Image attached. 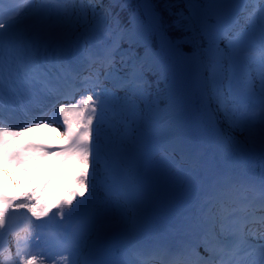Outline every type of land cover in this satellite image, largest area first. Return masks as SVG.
<instances>
[{
  "label": "snow or ice",
  "instance_id": "6c2138e0",
  "mask_svg": "<svg viewBox=\"0 0 264 264\" xmlns=\"http://www.w3.org/2000/svg\"><path fill=\"white\" fill-rule=\"evenodd\" d=\"M30 128L61 145L14 143ZM157 151L178 188L163 221L140 169ZM2 161L73 183L55 204L0 190V264H44L29 244L52 264H264V0H0ZM12 210L32 229L14 251Z\"/></svg>",
  "mask_w": 264,
  "mask_h": 264
},
{
  "label": "rangeland",
  "instance_id": "374dc122",
  "mask_svg": "<svg viewBox=\"0 0 264 264\" xmlns=\"http://www.w3.org/2000/svg\"><path fill=\"white\" fill-rule=\"evenodd\" d=\"M169 107H170V105H169L168 107L166 106L165 109H166V108H169ZM191 108L193 109V111H198L196 108H193L192 106H191ZM202 112H203V111H202ZM198 113H199V111H198ZM200 114L204 115L205 119H209V120H210V119L212 118V116H206V115H205V114H206L205 112L200 113ZM211 115H212V114H211ZM49 131H51V130L49 129ZM3 167H4V166H3ZM3 167H0V170H1V171L5 170V168H3Z\"/></svg>",
  "mask_w": 264,
  "mask_h": 264
},
{
  "label": "trees",
  "instance_id": "16d2710c",
  "mask_svg": "<svg viewBox=\"0 0 264 264\" xmlns=\"http://www.w3.org/2000/svg\"><path fill=\"white\" fill-rule=\"evenodd\" d=\"M158 91H159V93H160L159 100L161 101V103H163L164 100H165V90H164V88L159 87V88H158Z\"/></svg>",
  "mask_w": 264,
  "mask_h": 264
},
{
  "label": "bare ground",
  "instance_id": "6f19581e",
  "mask_svg": "<svg viewBox=\"0 0 264 264\" xmlns=\"http://www.w3.org/2000/svg\"><path fill=\"white\" fill-rule=\"evenodd\" d=\"M184 109H185V107H184ZM52 131V130H51ZM0 167H1V165H0ZM9 169H11V168H9Z\"/></svg>",
  "mask_w": 264,
  "mask_h": 264
}]
</instances>
